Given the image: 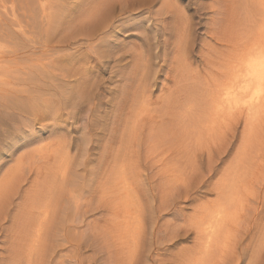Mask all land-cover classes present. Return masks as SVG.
Wrapping results in <instances>:
<instances>
[{"label":"rangeland","instance_id":"obj_1","mask_svg":"<svg viewBox=\"0 0 264 264\" xmlns=\"http://www.w3.org/2000/svg\"><path fill=\"white\" fill-rule=\"evenodd\" d=\"M212 4L224 8L218 27L233 22L234 37L254 29L256 0H0V81L12 80L14 64L50 55L63 62L58 72L78 80L71 82L77 93L69 103L59 87L49 88L60 101L57 116L40 112L25 124L12 107L0 120L10 141L0 152V264H97L86 257L94 254L104 264H185L187 251L199 244L200 208L216 202L218 190L262 186L264 109L244 110L246 98H239L232 106L239 112L222 120L225 125L205 119L233 48L205 31ZM56 7L65 20L50 29L42 15ZM76 180L86 192L73 189ZM72 192L79 195L75 201ZM161 200H167L163 211ZM260 218L263 229L264 213ZM58 221L71 225L68 236L57 238ZM263 239L260 231L253 234L249 254L257 257L248 254L241 264H264Z\"/></svg>","mask_w":264,"mask_h":264},{"label":"bare ground","instance_id":"obj_2","mask_svg":"<svg viewBox=\"0 0 264 264\" xmlns=\"http://www.w3.org/2000/svg\"><path fill=\"white\" fill-rule=\"evenodd\" d=\"M30 2H32V0H30ZM256 2H257V5L259 7V11L254 16V20L253 19H252L253 21L251 20L252 22L255 23V27L253 26L254 25V23H253L252 26L254 27V29L250 28L248 32H245L246 34L243 33L244 36L242 35V38H240L241 36L240 37L239 36H235L237 38L239 37L240 40H239V38L237 40L234 37V35H237V33H235V31L233 30V28H234V27H232L233 25L232 26L230 25V24H233V22L232 23L228 22L226 24L223 23L224 25H221V26L218 27V24H220L221 22H224V19L221 18V14H222V11H223L224 8L222 9L221 4H217V5L212 4V9H213L212 12L213 13H212V15L210 14L211 15V18H210L211 23H210V26L205 29V31L207 30L211 34L210 36H212L213 38H216L217 40L222 41V43L225 42V45L233 47L230 51L228 50V53H226L227 55H225L226 57L223 56L226 59H225V62H223V60H222V62H223L222 65L223 66L225 65V66L223 67V69L221 70V72L219 74L220 75L219 79H217V81H215V83L213 84L214 87L213 88L211 87L212 90H213L212 93L211 94L209 93L210 94L209 98H211V100L208 102V103H210L209 107L207 108V109H209V111L208 110H207L208 112L206 111L205 119L207 118L208 121H210L212 123L215 122L217 124V122H219L220 125H221L222 120H224V121L225 120H229V119L232 120L231 119V117H232L231 115L233 113L237 114L235 112V110H234L236 108L233 109L232 106L235 104V102L237 100L239 102V98L241 99V101H242V98H244V99L246 98L243 101L244 110L248 109V111L250 112L251 109H254L255 111L257 109H259L260 111L264 109V0H256ZM32 9H33V6H32ZM34 9H37V6L34 7ZM60 10H61L60 7H56L51 12L43 13L42 22H45L46 26L48 24H50V29H54L53 28L54 27V23L55 24L57 23V24H59L61 26L63 24V20H65V19H64V16H61V14L58 15ZM207 22H208V20H207ZM188 25H189V23H188ZM188 25H186V26L188 27ZM21 31L26 35V31L24 29H21ZM31 32H32L31 29H29V31H28L29 36H27V37H32V33ZM238 35H239V33H238ZM29 39H31V38H29ZM30 42H31V40H30ZM33 46L34 45H32V47ZM26 47H28V46H26ZM183 48L184 47H182L181 49H183ZM186 49H188V48H185V50ZM202 49H203V47H202ZM17 50H18V48L13 49L12 52L16 53ZM29 50H31V48H29ZM185 50H183V53H184ZM164 52L166 53L167 50L164 49ZM181 53H182V50H181ZM185 53H186V51H185ZM209 54H211V53H209ZM209 54H207V56H209ZM47 55L49 56L50 54H47ZM183 55H185V54H183ZM50 56L51 57H49L47 59H42V58L40 59V58H36V57H35L36 60H34V59L26 60L25 59L26 61H28L27 62L28 65H26V66H23V65L16 66V64H14L15 66H13V70H10L12 73L15 74V76L12 77V80L0 81V99H2L1 101H3L5 99L6 102H7V104H5V105L0 102L2 107H4V108L0 109V120L3 119V117L5 118V117H8V116L13 114V112L7 111V110H9V108H12V107L14 109L16 108L15 110H17V108H18V110H17L18 112L16 111L15 115L19 118L20 121H22L25 124H29L30 122H32V119L30 117L31 115H35L34 117H36L38 114L40 115L42 112L48 113V112L55 111V113H57L55 115L57 116L59 108L56 107V104H59L60 101H58L56 98H55L56 100L54 98L53 99L51 98L52 97L51 95L53 93H52V91L51 92L49 91L50 90L49 88H51L52 85L54 87H59L60 88V93H61L60 97H63V99H64V101L66 103H69L68 99H70V96H74V94L77 93L76 89L74 90V88H73V85H72L73 83L71 84V82L75 83V82H78V80L77 81L76 80L72 81L71 80L72 79V75L68 76L67 74H63V73L58 72L59 70L62 71L63 62H59L58 65H57V63H55V59L52 57V55H50ZM186 57L187 56L181 58V60L179 61L180 65H184ZM163 58L164 57H162V59ZM144 59H142V60H144ZM206 59H208V57ZM4 60H5V58H4L3 54L0 55V64H1V66H2V63L4 62ZM208 60H206V62ZM10 61H13V58L10 59ZM165 61H168V59L166 57H165V59H163V62H165ZM24 64H26V62H24ZM219 64H221V62ZM149 65H150V63L148 64V66ZM203 65H204V63H203ZM212 65L213 64L211 63V66ZM160 68H163V66H161ZM205 68H207V67H205ZM179 71H180V69L179 70L177 69V71L173 72L172 75H173L174 78L179 76L178 75ZM75 78H76V76H75ZM48 80H49V82H48ZM79 80H81V79H79ZM43 83L48 85L47 88L45 86H43L45 90H43V88H41V86H40ZM77 84L79 86V83H76V86H77ZM146 84H147V82H146ZM70 85L72 87H69ZM79 87L81 88V86H79ZM59 88H57V89H59ZM194 88H196V87H194ZM44 91L46 93H43ZM56 91H58V90H56ZM249 94H250V96H249ZM64 95H66V96H64ZM246 95H248V97H246ZM234 107H237V105H235ZM240 107H237V108L239 109ZM199 111H200L199 113H202V110H199ZM237 112H239V111L237 110ZM252 112H254V111H252ZM4 114H6V116ZM28 115H30V116L28 117ZM197 115H200V114H197ZM43 116H41V118ZM233 116H234V114H233ZM249 116H251V114L250 115L248 114V116L246 115V117H248V119H249ZM228 117H230V118L227 119ZM29 118H30L31 121H28ZM202 121H203V119H202ZM230 122H232V121H230ZM1 123H3V121ZM231 124H233V123H231ZM155 125H156V123H155ZM198 125H202V124L199 123ZM0 126H1V124H0ZM232 126L230 128H232ZM207 127L208 126L206 125V128ZM133 128H135V126ZM151 129H153V128H151ZM159 129H162L161 126L159 127ZM192 129H190V130H192ZM208 129H207V131H208ZM157 130H155V131H157ZM197 131H199V128H198ZM203 131H204V129H203ZM210 131L211 130H209L208 132H210ZM162 132H164V130H162ZM178 132H180V131H178ZM129 133H131V132H129ZM161 135H162V133H161ZM131 137H129V139ZM212 137H215V136H212ZM12 139L14 140V141L12 140L14 142L13 144H15L17 142V140L14 139V138H12ZM165 139H167V138H165ZM200 139H202V138H199V140ZM137 140H136V142H137ZM213 141H215V140H213ZM218 141H220V139ZM223 141H224V139H223ZM150 144H151V142H150ZM158 146H159V144H158ZM158 146H156V147H158ZM210 149H212V148H210ZM3 152H1V153H3ZM67 169H69V168H67ZM66 171H64V172L66 173ZM70 171H67V173L68 172L70 173ZM72 175L74 176V172H72L71 176ZM62 176H61V178H62ZM77 176H78V174L75 175V177H77ZM65 177H66V175H65ZM75 177L70 178V179L74 180ZM78 177H81V176H78ZM260 178H258V179H260ZM70 179L68 181L69 183H70ZM78 179L80 180L81 178H78ZM261 179L263 180L264 178H261ZM74 182H76L75 186L73 187V189H75V191H80V192H82L83 190L85 191L83 186L77 180L74 181ZM252 183L253 182H251V184ZM251 184H249V182H247V183H239L237 185V187L234 186L231 189H229L227 187L229 189V190L227 189L228 190L227 192L226 191L224 192L222 190L220 192L217 189L218 190L217 194L219 196L218 200L216 202L213 201L211 204L209 203L210 205L209 204L207 206L205 205L206 206L205 209H203L204 208L203 206H202L203 208H200L202 213H200V214L198 213L199 215H198L197 220L199 219L200 221H202V223L199 222L200 223L199 225H201L199 227L195 226V228L197 229L196 230V234H197L196 235V239L199 241V244H197V247H195V248L193 247V249L191 251H187V252H189V254H188L189 255V260H187V262H189L190 264H241L243 262V260H244L243 257L249 254V249L251 247L250 240H251L253 234L255 232H257V231H260L262 236H263V238H264V228L260 229L261 219H262V218H260V216H262V213H264V183L262 184V186H257L256 185L257 187H255L253 184H252L253 185L252 186ZM227 185H229V184H227ZM72 194H73V192L71 193V197H72ZM79 194H81V193H79ZM74 196L75 195L73 194V197ZM78 196L79 195H77V193H76L75 197L77 198ZM253 196H255V198L252 199L251 197H253ZM75 197L73 199H71V201L74 200ZM165 201L167 202V200H165ZM165 201L161 200V202L157 205L159 210L164 206V202ZM70 202H69V206H70ZM55 203H58V202H55ZM73 204H75V202H73ZM76 206H77V201H76ZM63 207H66V204ZM57 208H58V206H57ZM50 209H49V211H50ZM54 209H55V207H54ZM66 210L67 211L69 210L67 212V215H68L69 212H70V208H68V209L66 208L65 211ZM160 211H163V210H160ZM72 212H70V213L71 214L75 213V211L73 213ZM49 213H51V212H49ZM60 213H59V215H60ZM254 213L256 215H254ZM53 214H54V212H53ZM62 214H63V211H62ZM56 215H57V213H55V215H53V217L56 216ZM48 216H49V214H48ZM59 219H60V217H59ZM61 219H62V217H61ZM67 219H68V216H67ZM60 221H58L59 224L55 223V224H57V228H55L56 229V233H57V238L59 237L58 234H60L62 236V238L68 236L67 232H69V228H71L70 224H69V227H68L67 223L63 222L64 224H62V223H60ZM74 221H76L75 217H73L71 222H74ZM81 221H83V220H81ZM190 226H191V224H190ZM162 232H165V231L162 230ZM158 233H159V231H158ZM158 235L159 234H157V236ZM158 238H159V236H158ZM161 238H162V235H161ZM262 244L264 246V239L262 241ZM252 254L255 257H257L256 252H251L249 254V256H250L249 258H251L253 256ZM188 255H187V257H188ZM76 257L80 258V260H82L80 254L77 255ZM86 257L89 258V260L90 259H95V263H97V264H104L103 263V258L101 256L96 257L95 254H94L92 256L88 255ZM84 258L85 257H83V259ZM184 258H186V255L184 256ZM184 258H183V260H184ZM251 262H252V260H251Z\"/></svg>","mask_w":264,"mask_h":264},{"label":"snow or ice","instance_id":"obj_3","mask_svg":"<svg viewBox=\"0 0 264 264\" xmlns=\"http://www.w3.org/2000/svg\"><path fill=\"white\" fill-rule=\"evenodd\" d=\"M10 147V141L2 133H0V152L7 150Z\"/></svg>","mask_w":264,"mask_h":264}]
</instances>
